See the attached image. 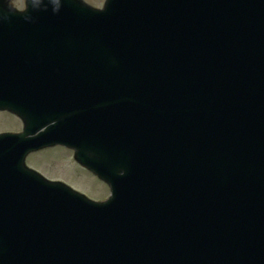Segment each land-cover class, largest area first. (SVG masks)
I'll return each mask as SVG.
<instances>
[{
  "label": "water",
  "instance_id": "1",
  "mask_svg": "<svg viewBox=\"0 0 264 264\" xmlns=\"http://www.w3.org/2000/svg\"><path fill=\"white\" fill-rule=\"evenodd\" d=\"M26 3L0 0L25 124L0 135V264H264V0ZM54 145L111 198L26 167Z\"/></svg>",
  "mask_w": 264,
  "mask_h": 264
},
{
  "label": "rangeland",
  "instance_id": "2",
  "mask_svg": "<svg viewBox=\"0 0 264 264\" xmlns=\"http://www.w3.org/2000/svg\"><path fill=\"white\" fill-rule=\"evenodd\" d=\"M81 1L95 9H103L106 0ZM9 3L18 11L22 12L26 9L25 0H10ZM22 127L20 119L8 112H0V132L21 131ZM27 161L29 167L38 171L47 180L65 182L94 200L105 201L110 196L107 187H101L100 182L93 175L77 164L71 151L62 148H48L31 155Z\"/></svg>",
  "mask_w": 264,
  "mask_h": 264
},
{
  "label": "bare ground",
  "instance_id": "3",
  "mask_svg": "<svg viewBox=\"0 0 264 264\" xmlns=\"http://www.w3.org/2000/svg\"><path fill=\"white\" fill-rule=\"evenodd\" d=\"M24 12H26L25 10H23V13ZM232 72H233V74H235V75H237V71L233 68L232 69ZM227 79H228V77H227ZM142 114V113H141ZM150 118H152V117H150ZM147 119V118H146ZM131 176V175H130ZM133 178H135V177H133ZM111 196H112V191H110V196H109V198L107 199V201L111 198Z\"/></svg>",
  "mask_w": 264,
  "mask_h": 264
},
{
  "label": "flooded vegetation",
  "instance_id": "4",
  "mask_svg": "<svg viewBox=\"0 0 264 264\" xmlns=\"http://www.w3.org/2000/svg\"><path fill=\"white\" fill-rule=\"evenodd\" d=\"M102 186V185H101ZM103 187V186H102Z\"/></svg>",
  "mask_w": 264,
  "mask_h": 264
}]
</instances>
